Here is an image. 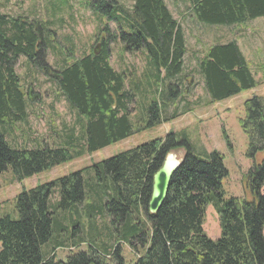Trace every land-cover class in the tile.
Returning <instances> with one entry per match:
<instances>
[{"label":"trees","instance_id":"1","mask_svg":"<svg viewBox=\"0 0 264 264\" xmlns=\"http://www.w3.org/2000/svg\"><path fill=\"white\" fill-rule=\"evenodd\" d=\"M98 1L89 6L105 17V24L115 22V35L103 29L106 34L99 39L98 54L91 50L74 60H68L69 55L56 69L44 61V51L49 47L46 25L0 12V128L25 122L27 100L37 98L31 88L21 87L15 72L17 59L22 56L56 85L82 131L79 143L68 133L56 146L45 143L32 149L11 147L0 131V175L11 167L16 179L22 180L177 117L175 112L167 115L166 108L183 93L186 45L182 27L164 0H133L130 9L116 1ZM186 2L192 18L210 26H239L264 17V0ZM114 41L121 44L123 52L145 54L143 79L134 83L133 77L112 69L109 47ZM197 71L210 102L257 85L235 40L206 49L197 61ZM141 87H149L150 98L140 104L138 115L132 118L131 105L140 97ZM244 112L240 125L253 157L264 152V100L252 96L244 102ZM183 147L186 153L171 177L166 197L158 211L150 214L147 205L153 174L168 153ZM91 168L92 189L103 195L85 206L95 213V205L100 203L109 215L114 231L112 247L97 245L90 238L87 251L55 261V250L69 242L62 240L60 233L53 235V228L59 224L57 215L85 203L80 170L17 195V216L0 217V264H125L117 246L122 239L131 248H143L133 264H264V161L253 164L246 174L250 199L233 197L226 201L222 199L221 181L227 171L221 155L213 151L204 158L196 156L184 135L169 133L164 140L140 144ZM208 204L213 205L218 217L220 235L216 239L205 235L202 228ZM136 212L144 213L148 230L141 231ZM47 243L51 245L44 254L42 247Z\"/></svg>","mask_w":264,"mask_h":264},{"label":"rangeland","instance_id":"2","mask_svg":"<svg viewBox=\"0 0 264 264\" xmlns=\"http://www.w3.org/2000/svg\"><path fill=\"white\" fill-rule=\"evenodd\" d=\"M93 1L0 0V12L10 17H27L46 25L49 47L44 51V61L47 66L56 69L63 58L71 55L68 60H74L93 51L96 46L100 47L99 39L106 34L103 29H107L110 35H115V22L105 24V17L90 8L89 3ZM112 1H116L126 9H130L133 5V0ZM164 2L182 27L186 45L180 89L183 93L166 108L167 115L175 112L178 114L177 117L22 180L16 179L11 167L0 175V217L5 215L16 217V197L23 190L83 170L85 203L57 215L59 224L53 228V235L60 233L62 240L69 242L66 246L55 250V261H64L70 254L87 251L86 241L90 238H94L97 245L112 247L114 244L112 242L114 231L104 208L98 203L95 205L94 213L85 206L97 201V197L103 195V192L92 189L93 184L90 183L93 182L94 169L91 166L151 140H164L169 133L177 134L179 137L186 136L191 151L200 158L213 151L221 155L227 171V175L221 181L224 201L233 197L250 199L246 189V174L253 164L264 161V152L259 151L253 157L250 156L249 139L241 128L240 120L245 117L244 102L247 99L257 96L264 100V17L239 26H210L198 23L192 18L187 10L186 0H164ZM230 40L237 42L257 85L250 91L241 92L219 102H210L197 71V61L210 46ZM109 49V62L114 71L125 72L130 78L133 77L134 83L143 79L147 71L143 52H123L118 41L111 42ZM15 72L20 79L21 87L25 90L31 88L37 98L32 101L27 100L28 118L25 122L8 124L0 128L6 142L14 148L32 149L45 143L56 146L60 143V138L63 139V134L72 133L73 138L77 139L82 132L81 127L56 85L28 64L22 56L17 59ZM148 98H150L149 87H141L140 97L138 95L131 105L132 118L138 115L140 104ZM79 142V139L75 141V143ZM185 153L183 147L167 155L172 154L177 160H182ZM135 216L141 231L148 230L149 223L144 213L136 212ZM202 228L209 238L216 239L220 235L218 217L212 204L204 208ZM262 233L264 237V228ZM77 237L82 238L83 242ZM74 242L75 246H73ZM50 245L51 243L43 245L44 254ZM117 246L125 264H133L137 256L143 254L140 245L131 248L123 239Z\"/></svg>","mask_w":264,"mask_h":264},{"label":"water","instance_id":"3","mask_svg":"<svg viewBox=\"0 0 264 264\" xmlns=\"http://www.w3.org/2000/svg\"><path fill=\"white\" fill-rule=\"evenodd\" d=\"M99 50L100 47L96 46L93 51L95 54H98ZM180 163L181 160H177L174 155L169 154L165 157L158 170L153 174L151 194L147 205V211L150 214L156 213L161 207L166 197L171 177Z\"/></svg>","mask_w":264,"mask_h":264}]
</instances>
